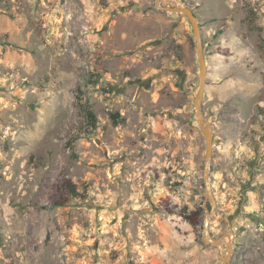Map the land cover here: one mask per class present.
Returning a JSON list of instances; mask_svg holds the SVG:
<instances>
[{"label": "rangeland", "instance_id": "obj_1", "mask_svg": "<svg viewBox=\"0 0 264 264\" xmlns=\"http://www.w3.org/2000/svg\"><path fill=\"white\" fill-rule=\"evenodd\" d=\"M157 5L200 22L212 213L198 42ZM207 218L264 264V0H0V264H217Z\"/></svg>", "mask_w": 264, "mask_h": 264}, {"label": "water", "instance_id": "obj_2", "mask_svg": "<svg viewBox=\"0 0 264 264\" xmlns=\"http://www.w3.org/2000/svg\"><path fill=\"white\" fill-rule=\"evenodd\" d=\"M158 8L160 9H164L167 11H171L174 13H183L188 20L190 21L193 31H194V35L197 39L198 42V46H197V50H198V58H199V63H200V76H201V82H200V86L195 98V108L197 110V117L201 126V130L203 132V134L206 137L207 140V149H206V167H205V180H206V186H207V191H208V196L211 200V205H212V209H211V213L213 211V206L215 204V200H214V194L211 191V187L210 184L208 182L209 179V163H210V158H211V154H212V150H213V141H214V136L212 131L210 130V125L208 123V121L205 118V114L202 110V101L204 98V94H205V83H206V78H207V61L205 58V54H204V46H203V41L201 38V28H200V22L198 19L197 14L194 12V10L189 7V6H160L157 5ZM211 213L209 215H211ZM229 236V235H228ZM203 240L206 243H212L214 244L221 256L222 259L220 262H218L217 264H227L232 252H233V248L230 244V242H226L225 244L222 243V241L220 239H215L213 238L210 230H209V220L208 218L206 219L205 222V232H204V237Z\"/></svg>", "mask_w": 264, "mask_h": 264}, {"label": "trees", "instance_id": "obj_3", "mask_svg": "<svg viewBox=\"0 0 264 264\" xmlns=\"http://www.w3.org/2000/svg\"><path fill=\"white\" fill-rule=\"evenodd\" d=\"M87 116L89 118L88 120L92 121V125H96V115L91 109L87 110ZM113 117H117V114H113ZM65 191L66 194L62 193L54 203L55 205H67L73 198L83 197V194L79 190L77 184L71 179L66 180ZM202 215L203 211L197 210L192 214H185L184 216L194 227H197L200 223Z\"/></svg>", "mask_w": 264, "mask_h": 264}]
</instances>
